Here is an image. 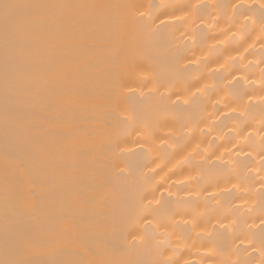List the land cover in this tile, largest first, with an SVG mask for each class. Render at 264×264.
<instances>
[{"label": "bare ground", "instance_id": "obj_1", "mask_svg": "<svg viewBox=\"0 0 264 264\" xmlns=\"http://www.w3.org/2000/svg\"><path fill=\"white\" fill-rule=\"evenodd\" d=\"M0 264H264V0H0Z\"/></svg>", "mask_w": 264, "mask_h": 264}, {"label": "snow or ice", "instance_id": "obj_2", "mask_svg": "<svg viewBox=\"0 0 264 264\" xmlns=\"http://www.w3.org/2000/svg\"><path fill=\"white\" fill-rule=\"evenodd\" d=\"M2 6L3 8L7 9L9 7V5L7 3L3 4V5H0Z\"/></svg>", "mask_w": 264, "mask_h": 264}]
</instances>
